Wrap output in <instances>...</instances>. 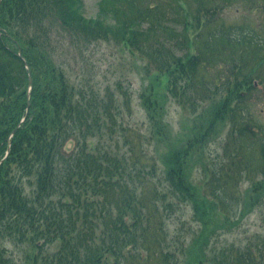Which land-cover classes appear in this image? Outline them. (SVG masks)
I'll return each mask as SVG.
<instances>
[{"label": "trees", "instance_id": "trees-1", "mask_svg": "<svg viewBox=\"0 0 264 264\" xmlns=\"http://www.w3.org/2000/svg\"><path fill=\"white\" fill-rule=\"evenodd\" d=\"M189 1L102 0L99 10L105 23L100 19L86 24L83 0H0V254L12 241L15 248L21 245L28 250L23 264H154L153 258L158 264H179L178 254L186 239L172 237L165 253V244L158 238L168 233L156 211L164 207L174 214L186 205L204 206L207 191L191 187L183 176L186 171L171 169L170 161L161 205L144 201L137 190L155 177V163L148 153L141 157L135 152V148L144 151L139 140L127 139L123 146L113 137L108 143L104 140L107 133L115 134V128L109 127L111 132L103 127L117 102L108 86L103 89L89 76H74L75 65L59 56L54 37L59 29L88 44L108 41L110 34L122 36L124 44H134L136 51L152 57L156 67L170 70L167 61L155 56L164 55L166 44L189 48V30L202 29L213 17V9L205 11L204 4L197 8L193 0L196 12L191 13ZM159 12L167 13L166 41L153 36L159 29L154 17ZM105 16L112 18L113 28ZM215 26L213 37L227 44L241 46L252 41L250 31L242 30L251 27L226 26L217 20ZM143 38L148 44L141 48L138 42ZM210 50L211 54L217 51ZM182 56L166 54L179 70L184 64ZM198 60L204 64V59ZM29 75L33 81L30 96ZM154 108L148 102V109ZM146 118L151 134L155 125L156 131L161 130L154 117ZM95 138L103 141L90 147ZM253 189L264 192V181H256ZM234 197L240 204L239 190ZM112 205L125 219L113 218ZM142 208H147V217ZM176 220L185 222L181 217ZM57 242L62 249L53 251ZM218 253L210 261L264 264V235L222 247ZM11 263V258L0 256V264Z\"/></svg>", "mask_w": 264, "mask_h": 264}, {"label": "rangeland", "instance_id": "rangeland-1", "mask_svg": "<svg viewBox=\"0 0 264 264\" xmlns=\"http://www.w3.org/2000/svg\"><path fill=\"white\" fill-rule=\"evenodd\" d=\"M83 1L85 23L100 19L105 23L99 10L102 0ZM193 1L197 8L198 4H204L205 11L213 9V17L202 29L189 30L187 36L192 41L189 48L178 46L175 49L173 44H166L164 55L155 56L158 61H167L170 70L156 67L157 62L152 57L136 51L134 44H124L122 36L118 35L110 34L108 41L88 44L82 38H70L59 29L54 42H57L59 56L75 65L72 66L74 76H89L102 87L108 86L112 99L117 102L107 127H103L111 132L109 127L115 128V134L107 133L104 140L108 143L113 137L111 139L119 141L121 146L127 139L139 140L144 151L135 148V152L141 157L148 153L155 163V177H147V182L141 183L137 190L144 201L161 203L160 195L167 188L165 177L170 171L166 163L170 161L171 169L180 167L186 171L183 176L191 187L207 191L204 206L193 204L195 211L190 205L181 210L175 205L174 209L179 211L174 214L164 207L155 210L168 233L158 238L165 244V253L170 250L171 238L179 235L181 240L186 239L183 251L178 254L179 264H218L210 261L220 256L218 249L241 245L250 237L264 235V192L253 189L256 181H264V2ZM193 1H189L191 13L196 12ZM154 17L159 29L153 36L166 41L167 13L159 12ZM105 19L113 28L112 18L105 16ZM216 20L226 26L251 27L242 29L250 31L251 43L234 46L213 37ZM232 30L235 29H222ZM146 44L144 38L138 42L141 48ZM212 48L217 51L211 54ZM167 51L183 55L180 70L174 69L167 60ZM200 57L204 64L198 60ZM148 102L155 108L148 109ZM146 116L154 117L161 130L156 131L155 125L151 134L148 130L151 122ZM123 127L127 129L123 131ZM97 141L103 140L93 139L90 147ZM108 150L111 151L110 146ZM113 150L115 152L114 146ZM238 190L240 204L234 197ZM143 203L138 207L144 206ZM109 208L113 218L125 219L114 205ZM141 211L148 216L147 208ZM177 217L185 222L176 220ZM147 224L145 219V226ZM7 246L0 256L11 258V264H23L28 250L21 245L15 248L12 241L7 242ZM60 248L57 242L51 249ZM132 254L138 256L137 252ZM155 256H159L158 252ZM153 262L158 264L159 261L153 258Z\"/></svg>", "mask_w": 264, "mask_h": 264}, {"label": "bare ground", "instance_id": "bare-ground-1", "mask_svg": "<svg viewBox=\"0 0 264 264\" xmlns=\"http://www.w3.org/2000/svg\"><path fill=\"white\" fill-rule=\"evenodd\" d=\"M30 92H31V90L29 89V95H30Z\"/></svg>", "mask_w": 264, "mask_h": 264}]
</instances>
